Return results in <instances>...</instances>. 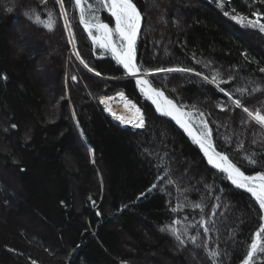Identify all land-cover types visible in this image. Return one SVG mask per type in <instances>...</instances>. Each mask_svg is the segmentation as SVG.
<instances>
[{"label": "trees", "instance_id": "16d2710c", "mask_svg": "<svg viewBox=\"0 0 264 264\" xmlns=\"http://www.w3.org/2000/svg\"><path fill=\"white\" fill-rule=\"evenodd\" d=\"M222 2L227 7L218 0H133L143 15L136 64L152 71L148 80L167 98L203 112L217 151L254 175L264 172V129L245 124L243 109L202 76L218 74L229 81L220 87L233 99L264 112V33L225 15L264 17V2ZM65 7L72 33L65 31L55 0H0V77H7L0 79V264H212L206 255L211 250L220 252L219 264H242L261 223L258 205L209 169L117 67L93 59L72 0ZM49 11L56 18L52 32L25 16L36 13L43 20ZM99 14L110 23L105 11ZM72 34L75 44L68 43ZM176 67L193 71H155ZM120 92L141 109L143 129L113 124L99 107V98ZM253 153L255 167L244 158ZM165 171L175 184H167ZM158 175L164 179L149 191ZM178 203L204 207L174 214L170 209ZM174 219L182 229L196 225L189 234H199L200 248L188 243L181 249L160 231ZM201 219L212 220L207 235ZM254 264H262L260 255Z\"/></svg>", "mask_w": 264, "mask_h": 264}, {"label": "snow or ice", "instance_id": "6c2138e0", "mask_svg": "<svg viewBox=\"0 0 264 264\" xmlns=\"http://www.w3.org/2000/svg\"><path fill=\"white\" fill-rule=\"evenodd\" d=\"M222 8L227 7L223 4L222 0H218ZM255 2V0H254ZM264 2V0H262ZM42 4H46L47 0H41ZM55 3L59 5V16L64 20V28L68 33H72V24L69 22L68 11L65 7V0H55ZM72 7L79 13V23L83 26L84 31L88 34L92 44L94 46H99L101 49L109 50L113 59L116 61L117 65L122 66L124 72L128 76L136 77L135 83L140 93L145 96L146 99L150 100L155 106L156 112L162 116L170 117L180 129L188 135L192 142L199 147L200 152L206 159L207 164L211 166L212 169L217 170L218 173L222 174L223 178L231 183L236 189H242L243 191L250 193L251 197L255 200L256 204L259 206L260 210V225L258 230L252 235L251 243L248 245V251L246 256L242 260V264H254L257 255L262 258V264H264V172H256L254 175H246L241 168L234 163L227 154L217 151L212 138V132L206 120L200 119L198 123L194 122V113L191 111H184L183 105H178L173 102V99L165 97L162 90H159L152 86L151 82L146 78L152 75L151 70L142 71L140 67L135 63V46L137 41L138 33L141 29V22L143 19L142 12L138 10L137 6L133 3V0H95L94 3L91 0H72ZM105 10L115 21V27L111 28L109 23H104L100 17V11ZM7 11L11 13L13 8H8ZM235 12V9H232ZM225 15H229L231 19L245 25L252 29H257L260 33H264V17L258 12H253L255 19H251L240 13L232 15L228 11H225ZM25 16L32 20L34 23L39 24L48 32H52L56 26V18L53 16L51 11L48 12L47 19H41L40 15L33 13L29 15L25 12ZM34 17V19H33ZM69 44H75L76 38L72 34L68 40ZM81 64L88 70V72H94V69L90 67L80 56L78 51L73 53ZM247 58V55L244 54ZM200 63V61H196ZM208 67V65H205ZM156 72H166V73H190L193 70L190 68L176 67V68H159L155 70ZM264 72V68L260 69ZM96 76H100L101 73L95 71ZM197 76H201L200 72L194 73ZM0 79H7L6 76L0 77ZM73 81L77 80L76 76H72ZM207 83L213 84L216 88L223 92L225 96L235 105L236 108H242L243 112L247 114V120L244 121L245 124L250 122H255L261 129H264V112L261 110L253 111L249 107H245L240 99H233L232 93L220 87L223 83H228L229 81L223 80L218 74H214L211 79L207 76H202ZM256 89H254L255 91ZM241 95L244 94L243 89H239ZM122 99L126 100L125 93H118ZM107 99H112L108 97ZM101 104H105V99L100 100ZM130 104L131 108L135 110V115L127 120L116 115L111 111L110 108L106 107L105 111L109 112L113 116V119L120 122V124H128L133 128L145 127V120L143 118V113L141 109L138 108L134 103L126 100L125 106ZM195 107V106H193ZM223 105L220 106V111H225ZM197 114L199 117H203L204 113L199 112L197 109ZM199 127V131H194L195 128ZM12 129H16V124H11ZM9 129L5 128L4 131L7 132ZM30 137H26V140ZM242 147V146H241ZM255 153L252 156L244 157L247 162L255 167L259 161L254 158ZM17 161H14L16 163ZM20 171H25L21 168ZM165 175L169 176L167 184H175L176 181L173 180L170 174L165 171ZM164 177L157 176V183L152 185L155 189L158 183L163 180ZM164 191V188H161ZM219 199V197H217ZM94 203V202H93ZM185 207H191L192 209H198L203 211V205L201 203H192L191 205L177 204L172 207L170 211L172 213H177ZM218 207V206H217ZM97 215H100L97 212ZM212 215H216L215 209H213ZM187 219V218H185ZM199 226L203 229L204 234L207 235L211 229L209 227L212 224V220L201 219ZM181 221L179 219H174L169 225H164L160 227L161 232L167 231L177 242L179 248H186L188 243L193 246L200 248L201 245L197 244L199 240V234L191 235L189 234V228H195V224H187L183 227H179ZM207 249V243L203 245ZM206 255L211 260L212 264H219L220 252L218 250L207 251ZM35 264V262H33Z\"/></svg>", "mask_w": 264, "mask_h": 264}, {"label": "water", "instance_id": "95a60500", "mask_svg": "<svg viewBox=\"0 0 264 264\" xmlns=\"http://www.w3.org/2000/svg\"><path fill=\"white\" fill-rule=\"evenodd\" d=\"M73 11H74V15H75V18H76V21H77V25H78L79 29L81 30V32L83 33V35L85 36V38H86V40L88 41V43L90 44L91 48L93 49L94 47H97V48L100 49L101 51H104V52L107 54L108 57H107V58L105 57V58H103V59H108V60H110L112 63H114L115 67H117V68L120 70V72H121V74L123 75V77H124L125 79H127V80H129V81H131V82L133 83V85H134L136 91H137V92H138V93L144 98V101H145V102H146V103L152 108V110L154 111L155 115H157L158 117H160V118L164 119L165 121L169 122V123H170V124H171V125H172V126L178 131V132H180L185 138H187L189 141L192 142V140L188 137V135H187L186 133H184V131H183L182 129H180L179 126L176 125L175 122L172 121L170 117L162 116V115H160L159 113L156 112L155 106L151 103L150 100L146 99L145 96H144L143 94H141L140 91H139V89L137 88L136 83H135L136 77L128 76V75L124 72L122 66L117 65L116 61L113 59V57H112V55H111V52H110L109 50L101 49L98 45H97V46H94V45L92 44V41L90 40L88 34L84 31L83 26H81L80 23H79V13H78V11L75 10L74 8H73ZM107 15H108V17H109V19H110V21H111V23H112V28H114V27H115V21H114V19L109 15L108 12H107ZM110 27H111V26H110ZM142 27H143V19H142V22H141V29H140V32H141V30H142ZM140 32L138 33L137 40H138V38H139ZM136 42H137V41H136ZM135 63H136V58H135ZM146 78H147V77H146ZM147 79H148V78H147ZM165 97H166V96H165ZM97 102H98V101H97ZM173 102H174V101H173ZM174 103H175V102H174ZM183 110H184V109H183ZM184 111H186V110H184ZM194 131H196V130L194 129ZM192 143H193V142H192ZM193 144H194V143H193ZM194 146H195L196 149L199 151V153H200V155H201L203 161L205 162L206 166H207L209 169H211V170L217 172V170L212 169L211 166H209V165L207 164V161H206V159L203 157V154L200 152L199 147H198L197 145H195V144H194ZM228 182H229V181H228ZM229 183H230V182H229ZM230 184H231V183H230ZM231 186L234 187L233 185H231ZM234 188H235V187H234ZM235 189H236V188H235ZM237 190H240V191H242V192L248 194V195L251 197L250 193H247V192L243 191L242 189H237ZM251 198H252V197H251ZM252 199H253V198H252ZM253 200H254V199H253ZM254 201H255V200H254Z\"/></svg>", "mask_w": 264, "mask_h": 264}, {"label": "bare ground", "instance_id": "6f19581e", "mask_svg": "<svg viewBox=\"0 0 264 264\" xmlns=\"http://www.w3.org/2000/svg\"><path fill=\"white\" fill-rule=\"evenodd\" d=\"M123 77V75H122ZM124 80H127L124 78ZM107 98V97H106ZM106 98H104L106 100ZM112 99L106 100L105 104H101V107L105 114L110 117V119L114 122H117V120L113 119V116L109 114V112L105 111V108L108 107L111 109L112 112H114L118 116L124 117L126 120L128 118L133 117V109L131 108L130 104L126 107L125 104L126 102L120 98V97H111ZM102 99V98H101ZM100 99V100H101ZM231 185V184H230Z\"/></svg>", "mask_w": 264, "mask_h": 264}, {"label": "rangeland", "instance_id": "374dc122", "mask_svg": "<svg viewBox=\"0 0 264 264\" xmlns=\"http://www.w3.org/2000/svg\"><path fill=\"white\" fill-rule=\"evenodd\" d=\"M206 1H209V0H206ZM94 2H95V0H94ZM58 9H59V5H58ZM103 11H105V10H103ZM59 12H60V9H59ZM63 20V19H62ZM63 22H64V20H63ZM141 32H142V30H141ZM141 32H140V35H141ZM68 33V32H67ZM140 35H139V37H140ZM139 39V38H138ZM137 42H138V40H137ZM137 42H136V44H137ZM88 43V42H87ZM89 44V43H88ZM89 46H90V44H89ZM90 48H91V46H90ZM92 49V48H91ZM78 60V59H77ZM110 61V60H109ZM111 62V61H110ZM78 63L82 66V68H84V70L85 71H87L88 72V70L84 67V65H82L81 63H80V61H78ZM112 63V62H111ZM113 65H114V63H112ZM88 73H90V72H88ZM90 74H92V73H90ZM93 76H95V75H93ZM149 77V76H148ZM147 77V78H148ZM122 80H124V77H122ZM108 98V97H120V96H118V95H111V96H103V97H101V98ZM101 98H99L97 101V103H98V105H99V107L101 108V110L103 111V109H102V107H101V104H100V99ZM106 98V100H108ZM121 98V97H120ZM106 100H105V103H106ZM125 102H126V100L125 99H123ZM143 100H144V98H143ZM128 101V100H127ZM131 103H133V102H131ZM71 111V113H72V110H70ZM191 112H193L194 113V122H196V123H198V121L200 120V119H204V117H199L198 116V114H197V112L196 111H191ZM103 113H104V115H106L105 114V112L103 111ZM133 115L132 116H134L135 115V110L133 109ZM107 116V115H106ZM108 117V116H107ZM109 119H110V117H108ZM164 120V119H163ZM205 120V119H204ZM110 121L113 123V124H116V125H120V126H122V127H126V126H129V127H131V128H133L131 125H128V124H120V122L119 121H117V122H114V121H112L111 119H110ZM134 129H139V128H134ZM195 130L196 131H199L200 130V128L199 127H197V128H195ZM191 142V141H190ZM192 143V142H191ZM193 144V143H192ZM194 145V144H193ZM234 188V187H233ZM240 191V190H239ZM242 192V191H241ZM244 193V192H243ZM246 194V193H245ZM248 195V194H247ZM249 196V195H248ZM250 197V196H249ZM251 198V197H250ZM252 199V198H251ZM253 200V199H252ZM254 201V200H253ZM255 202V201H254ZM255 204H256V202H255ZM256 205H258V204H256ZM259 207V206H258ZM164 234H166L165 232H164Z\"/></svg>", "mask_w": 264, "mask_h": 264}, {"label": "flooded vegetation", "instance_id": "af4514ba", "mask_svg": "<svg viewBox=\"0 0 264 264\" xmlns=\"http://www.w3.org/2000/svg\"><path fill=\"white\" fill-rule=\"evenodd\" d=\"M107 15V14H106ZM109 18V17H108ZM109 21H110V19H109ZM109 25L110 26H112V23H111V21H110V23H109ZM90 51H91V56L93 57V59L96 61H101V60H108V59H103V58H107L108 56H107V54L104 52V51H100V50H98V49H94V50H92L91 48H90Z\"/></svg>", "mask_w": 264, "mask_h": 264}]
</instances>
